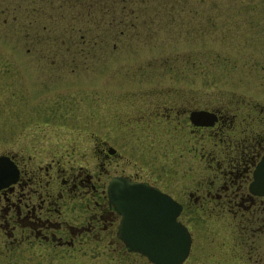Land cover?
Masks as SVG:
<instances>
[{
  "label": "rangeland",
  "instance_id": "rangeland-1",
  "mask_svg": "<svg viewBox=\"0 0 264 264\" xmlns=\"http://www.w3.org/2000/svg\"><path fill=\"white\" fill-rule=\"evenodd\" d=\"M262 63L264 0H0V152L15 146L19 121L44 119L32 107L63 98L50 120L55 140L70 153L67 166L96 174L93 145L100 137L113 144L110 129L119 121L114 141L127 157L107 161L98 185L105 188L116 173L133 174L174 196L182 191L185 203L201 177L186 154L190 143L180 145L187 129L167 118L162 139L146 100L175 90L255 89L243 93L264 103ZM96 92H130L134 104L122 113L117 104L109 107L98 124ZM204 211L185 207L182 220L196 235L221 233ZM130 255L135 264H150ZM99 259L56 254L23 256L20 263L104 264Z\"/></svg>",
  "mask_w": 264,
  "mask_h": 264
},
{
  "label": "flooded vegetation",
  "instance_id": "flooded-vegetation-1",
  "mask_svg": "<svg viewBox=\"0 0 264 264\" xmlns=\"http://www.w3.org/2000/svg\"><path fill=\"white\" fill-rule=\"evenodd\" d=\"M243 92L258 91L230 89L215 94L175 90L157 92L153 103L146 100L162 139L167 118L175 127L187 129L178 135L180 145L183 139L190 143L186 154L197 174L206 177L196 179L198 185L188 192L189 201L185 203L181 201L182 191L179 196L169 193L182 205L178 220L186 225L182 211L191 207L205 210L211 224L221 226V233L196 235L186 225L191 245L179 264H264V194L250 190L254 170L264 157V103ZM130 94L111 92L103 96V92H96V123H102L109 107L116 104L121 113L129 111L134 104ZM65 104L62 98L50 107L43 102L32 107V112L42 113L44 119L19 121L15 146L0 152L6 156L5 169L9 165L15 171L13 181L6 182L5 177V183L0 184V264H19L23 256L48 258L56 254H92L104 264H135L130 253L136 251L130 250L118 234L120 213L108 199V182L105 188L100 187L104 164L127 157L114 141L119 121L117 130L110 129L113 144L101 137L94 143L99 170L92 174L81 164L67 166L70 153H63L62 144L55 140L50 112ZM199 110L208 114L192 120L191 112ZM114 175L144 181L167 192L133 174ZM89 246L90 252H86Z\"/></svg>",
  "mask_w": 264,
  "mask_h": 264
},
{
  "label": "water",
  "instance_id": "water-1",
  "mask_svg": "<svg viewBox=\"0 0 264 264\" xmlns=\"http://www.w3.org/2000/svg\"><path fill=\"white\" fill-rule=\"evenodd\" d=\"M207 112V111H206ZM205 111L191 112V119ZM195 117V118H194ZM6 156L0 155V184L13 181L15 171L6 166ZM8 164V163H7ZM264 157L254 170L250 190L264 194ZM110 203L121 214L118 234L133 251L143 253L155 264H179L189 253L191 235L177 216L182 205L168 193L144 182L125 176H112L107 184Z\"/></svg>",
  "mask_w": 264,
  "mask_h": 264
}]
</instances>
